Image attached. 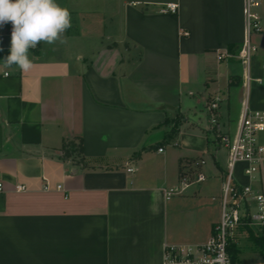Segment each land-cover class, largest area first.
Returning a JSON list of instances; mask_svg holds the SVG:
<instances>
[{
  "label": "crops",
  "instance_id": "crops-1",
  "mask_svg": "<svg viewBox=\"0 0 264 264\" xmlns=\"http://www.w3.org/2000/svg\"><path fill=\"white\" fill-rule=\"evenodd\" d=\"M57 3L72 26L30 49V71L3 67L11 37L0 49V264H163L165 244L205 242L220 215L228 149L221 164L190 115L217 101L216 131L233 136L245 103L264 109V0L249 34L246 0ZM197 158L205 180L165 198ZM252 183L264 194V162ZM233 242L234 264H264L247 234Z\"/></svg>",
  "mask_w": 264,
  "mask_h": 264
},
{
  "label": "built area",
  "instance_id": "built-area-1",
  "mask_svg": "<svg viewBox=\"0 0 264 264\" xmlns=\"http://www.w3.org/2000/svg\"><path fill=\"white\" fill-rule=\"evenodd\" d=\"M259 0H246L248 34L251 30H260V17L253 9ZM163 12H176V4L167 3ZM12 33L8 31L6 24L0 25V49L6 48L7 39ZM255 51V46L246 40L242 45L239 55L249 65L251 54ZM226 56V52H218L217 59ZM4 76H9V72H4ZM246 81L250 80L249 74H245ZM218 100V98H216ZM218 107L217 101H212L208 105L209 120L212 129L216 130L217 118L215 110ZM264 132V109H251L246 103L243 106L241 118L237 130L233 136L218 134L219 143L227 147L226 172L222 180L220 197V215L218 221L212 228L210 237L198 244H165L163 253V264H233L228 252L230 242L234 240V234L242 223H247L253 228L264 226V194L257 190L252 180L264 162V144L258 136ZM158 151L162 152L163 147ZM187 169L180 174L179 184L162 188L165 198L169 199L181 194L188 186L205 180L204 172L199 168L204 163L203 158L191 160ZM242 166L241 173L248 182H243L237 176V168ZM132 171V168H128ZM61 189V185H57ZM4 189L3 182L0 181V192ZM26 186L16 184V191H24ZM44 189L49 190L50 185L44 184Z\"/></svg>",
  "mask_w": 264,
  "mask_h": 264
},
{
  "label": "clouds",
  "instance_id": "clouds-1",
  "mask_svg": "<svg viewBox=\"0 0 264 264\" xmlns=\"http://www.w3.org/2000/svg\"><path fill=\"white\" fill-rule=\"evenodd\" d=\"M11 22L10 54L3 67L32 69L30 49L44 43H63V34L72 26L71 13L57 0H0V25Z\"/></svg>",
  "mask_w": 264,
  "mask_h": 264
},
{
  "label": "rangeland",
  "instance_id": "rangeland-1",
  "mask_svg": "<svg viewBox=\"0 0 264 264\" xmlns=\"http://www.w3.org/2000/svg\"><path fill=\"white\" fill-rule=\"evenodd\" d=\"M201 107L203 108L204 106H201ZM190 118H192L196 122H199L200 125H202L203 127H207V125L209 124L206 130H208V133L210 134V136L212 138V141H214V139L215 140L217 139V136H218V134L216 133L217 131L215 129H212L213 126L211 125V123H209V120L207 119V117L205 115L200 114L198 112L196 117L190 115ZM218 144L221 147L220 150L218 151V154H217L218 155V160H219V162L221 164H224V160L226 158V148H225V146H223V144L219 143V141H218ZM210 150H211V153H214V151H215V142L211 143ZM237 232L245 233V234L248 235L249 238H251V236L254 235V232L261 233L260 230H258L257 228H253L251 225H249L247 223H242L238 227Z\"/></svg>",
  "mask_w": 264,
  "mask_h": 264
},
{
  "label": "trees",
  "instance_id": "trees-1",
  "mask_svg": "<svg viewBox=\"0 0 264 264\" xmlns=\"http://www.w3.org/2000/svg\"><path fill=\"white\" fill-rule=\"evenodd\" d=\"M175 131V130H174ZM65 153L69 155L70 153L77 152L78 154L83 152V145H82V140H80L78 143L74 144L72 142L70 143H65ZM251 239L254 241L255 245L259 249V251L264 255V234L261 235H256L254 233L253 236H251ZM234 242H230L229 247H228V252L231 256L232 262L234 264V257H233V250H234Z\"/></svg>",
  "mask_w": 264,
  "mask_h": 264
}]
</instances>
